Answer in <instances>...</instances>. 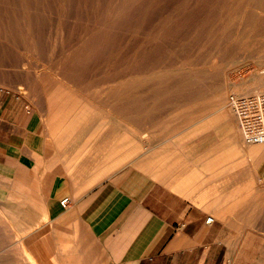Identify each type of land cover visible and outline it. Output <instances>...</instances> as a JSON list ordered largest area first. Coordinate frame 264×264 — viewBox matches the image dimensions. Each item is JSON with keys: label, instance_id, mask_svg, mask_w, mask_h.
<instances>
[{"label": "bare ground", "instance_id": "bare-ground-1", "mask_svg": "<svg viewBox=\"0 0 264 264\" xmlns=\"http://www.w3.org/2000/svg\"><path fill=\"white\" fill-rule=\"evenodd\" d=\"M2 3L7 4V7L10 6L8 8L5 7L7 11L4 12L5 15L3 14V17L7 22L10 20L9 16L14 17L13 21H16L18 24L20 31L19 34L21 33L22 35L20 36L27 39L28 43L24 42V44H28L32 49V52H40L41 55L42 53H44L43 55L46 54L49 57L48 60L50 61H54V57L56 56L54 55V52L55 49L58 48V46H56L58 42L56 40L57 37L52 39L53 37H51L50 34L54 33L51 31V29H55L51 28L54 26L53 22L56 23L55 25L57 26V29L54 31H59L57 34L59 44L61 46L59 47L62 49L63 54L60 56V54L58 55V53L55 52V54L58 56L56 57L57 59L55 58L57 63L55 62V64L51 65H54L55 67V65L58 64V66L55 68L51 67L54 70L46 68L44 70H40L38 69L40 68L39 66L36 68L38 70L33 69V63L36 60L30 57L32 54L31 53L29 58H24V60L26 62L30 61L29 63H31L30 66L32 65V67H29L32 68V70L29 69L25 72L24 76H22L23 79L21 85H24V90L20 87H17V90H19V96H22L24 99L25 97H28V95L35 97L37 94L42 96V99L45 98L47 104V107L45 108L48 110V115L45 117L46 120L48 118L46 122L49 123L47 125H50L49 130H51L49 131V134L48 131H46V133L49 135L48 138H51V141H56L57 149L58 147L60 149V143L64 138H66V140L69 138L70 128L72 130L84 126L83 124H85L87 114L89 113L103 114V118H100L102 121L98 126L99 129H96V131L93 132V134L96 132L94 136L97 134L99 135L102 127H105L107 124L109 125V123L118 124L124 128L126 135L123 131L125 136L123 137V134L121 136L124 138H122L124 140V144L123 146H119L117 144L116 147H113L115 153H112V156L110 157L111 162L109 161V165H105L106 167L102 168L103 162L105 161L102 162L101 160V168L98 167L99 165L95 166L99 168V170L97 169V177L95 176L98 180L100 177L110 174L111 172H115L118 169L122 170V168L126 166L139 169L141 172H144L148 178H150V180H165V178L168 177V174L165 172H160L158 165L159 152L157 153L156 148L154 149L153 147V134L151 135V138H147L145 132H143L144 129L147 128L146 126L150 127L152 125L154 127L156 120L155 112L161 106V102L165 96H171L172 93L187 96V93L189 95V92L192 91V81L194 79L200 82L206 77H209L210 79H214L216 76L219 77L221 84L219 83L220 87L217 85L218 88L216 89L215 93L216 104L213 103L217 107L216 112L213 111L208 113V111H212V109H214L212 106L211 110H209V108L206 110L207 112L204 113L205 115L203 114L204 117L202 116V118H200L197 116L199 119L196 117L198 119L196 121H200L202 123L204 122L205 125L209 124L216 127V130H221L217 131L221 134H223L222 129L226 128L227 137L231 142L223 152L227 151V154H230L232 159L230 161L229 158H224L220 161V165L222 166L229 162H233L234 168L239 169L241 172H245L244 170L247 168L258 181H255L258 185L251 189V192L249 191L250 189L248 190L250 192H248L250 194L249 197V194L244 191L246 189L242 190L245 192V194H248L247 197H244V194H241L243 193L241 191L239 193L235 192L236 195H239H237L238 197L236 196L237 199L233 197L236 199L233 207H236L237 209L234 220L231 216L232 213L228 212L232 211V209H228L224 206L225 208L223 207V212L219 211V213L212 214L209 217L210 220L207 219V222L210 223L212 219L215 220L219 216L223 222L236 228L235 230L238 233V238L234 244H231L232 242L229 240L225 242L227 247H230L231 245L232 246L224 256V264H264V178L261 175V170L263 167L261 161L264 157V144H252L246 140L247 127L248 124H250L249 121L256 120L258 117H260V121L256 122L255 124L258 128L261 127L260 124H264V108L261 106V102L259 100L260 97L264 95V51H248L247 56H243L241 54L239 59L238 56L225 57L221 55V57H223L220 60H224L223 62H225L223 65L219 63L220 61H217L219 58L216 56H212L211 58L209 56L208 58L210 59L208 60L209 62H207V64L200 63L199 60L197 61V57L201 54L202 49H206L205 46L209 44L211 46L223 44L229 48H231V45H236V48L237 46L243 48L244 46L256 47L259 45L264 47V0H11V2L10 0H5L2 1ZM4 4L3 6H5ZM6 21L5 23H7ZM0 22H2V25L3 21ZM6 25L7 24H5V26ZM11 29L13 30V28ZM8 30L10 29L8 28ZM228 32H233V34L230 33V35H228ZM5 37H7V35ZM15 38L17 40L20 39L19 37V39L17 37ZM15 38L13 39V37H11V39H13L12 42L15 40ZM6 41L7 40H5V38L4 40L0 38L1 44L4 45ZM22 41H24V39ZM21 44L23 43L21 42ZM62 45L66 46H64L66 50L64 49L63 51ZM5 46L2 48L4 49ZM24 47L26 46L24 45ZM24 47L22 46V48ZM9 48H11L10 45ZM14 48L15 47H13V50ZM242 53L244 54V52ZM36 55L38 57V54H35V56ZM14 57L16 58L18 56L15 55ZM14 57L12 56V58ZM37 57L36 59L39 61V58ZM18 60H20V62ZM18 60L17 62L19 63L16 65L17 69L19 65L21 66L22 64V58H19ZM252 60H254L258 66H260V69L258 68L259 70L254 71L248 79L242 78L239 83L229 81L230 74L234 73L235 71L240 72L238 68L244 67ZM13 62L14 60L12 63ZM40 63H42V61H40ZM25 65L24 67L26 68L27 65ZM13 66L15 65L13 64ZM35 66L37 65L35 64ZM45 67H47V65ZM74 69H76V71H74ZM73 72L76 73L77 79L80 81L79 87H71L72 84L70 83V76L72 77ZM12 73L14 72L12 71ZM68 76V79H70L68 83L71 85L59 79L60 77H63L65 80V78ZM15 78H17V75ZM0 83L2 82L0 81ZM201 83L202 82H200V84ZM18 85H20V82ZM198 86L201 87V85ZM90 88L93 90L94 94L90 96H87L88 94L84 95L85 90H90ZM214 88H216V86ZM79 91H83L84 96L79 94L76 95V93L73 94L74 92ZM87 93L89 92L87 91ZM228 93H233V96H229L230 98H228ZM19 96L15 98V101L12 100L14 106L12 107L11 111H15L16 113V124H21L22 122L25 123L29 118L28 111L22 108L21 101H19L21 100ZM39 98L37 99L40 100ZM252 98L253 100H256L255 102L258 107L257 118H250L248 116V105L246 108H243L244 105L242 101L249 104L250 99ZM169 104L170 103L168 102V105ZM201 104L202 106L204 105L203 103ZM207 105H210L209 102ZM168 109L169 111L175 110L170 109V107ZM189 109L192 111L191 108ZM180 111L182 112V110ZM191 111L189 113H191ZM200 112V114L203 113L202 111ZM183 115H185V113ZM190 117L192 118V116ZM30 119L31 118H29V120ZM182 120L180 123H182ZM195 122L193 121V123ZM170 123L172 124V122ZM183 124H185V122ZM190 124H192V122ZM167 125L165 126L167 127ZM188 125H186V127H189ZM165 126L163 128H165ZM45 127L46 125L42 129L43 131L44 129L46 130L47 127ZM219 127L221 129H218ZM157 129L158 126L156 130ZM120 131L121 130H119V132ZM153 131H155V129L150 132ZM47 134L44 135L46 136ZM170 135L171 134L168 136ZM93 138L94 137L92 136L91 139L89 138V140L91 141ZM114 141L115 140H113L112 143ZM171 141L172 140L168 142ZM118 142L120 143V141ZM109 147L111 148V146ZM106 156H108V153ZM95 167L93 166V168ZM58 174L60 173L58 172ZM49 176H51V178L53 177L52 175ZM108 177L111 178L109 175ZM190 177L191 175L188 178H193ZM47 179L49 180V178ZM106 179L109 180L108 178ZM100 182L102 183V181ZM184 182L186 181H182V184ZM247 182L245 185H247L249 182L254 183L253 180L249 181L248 183ZM87 183H85V185ZM157 183L160 185L159 182ZM176 183L175 185H177ZM91 184L94 183L91 182ZM167 185H169V183L166 184L165 187ZM88 186H90L89 183ZM173 188L176 189L175 186ZM243 188L247 187H244L243 185ZM234 189H236V187H234ZM80 191H76L78 192L76 195H79ZM215 194L212 195L216 196ZM204 195L201 196L204 198ZM202 197L201 199H203ZM234 199H232L231 202ZM227 200H230V198H227ZM248 200L250 203L249 207H247L248 205L246 206ZM9 207L11 206L9 205ZM29 246L32 247L31 244ZM18 252L21 253L23 251ZM21 255L20 256L23 259L22 264H39V260L37 259L39 257L36 258V256L41 255H36V253H23Z\"/></svg>", "mask_w": 264, "mask_h": 264}, {"label": "crops", "instance_id": "crops-1", "mask_svg": "<svg viewBox=\"0 0 264 264\" xmlns=\"http://www.w3.org/2000/svg\"><path fill=\"white\" fill-rule=\"evenodd\" d=\"M7 104L10 103H0V167H7L15 182L25 186L26 193L41 195L45 220L55 227L52 231L55 242L58 249L65 252L67 264L220 263L222 242L229 240L227 229L230 226L219 216L210 223L207 219L226 205L235 204V199L231 202L232 198L227 200V197L239 191L242 172L234 166L226 170L220 165L223 154L222 147L218 146L222 145L204 144L218 142L220 139L213 138L217 137L215 134L178 139L184 140L183 145L160 146L158 165L161 173L168 174V177L164 175L165 180H150L144 172L127 166L98 180V170L93 168L92 160L79 170H71L65 163L72 157L62 158L60 153V157H56L51 140L41 137L42 128L35 129L31 135L22 133L15 116L11 115L13 103ZM30 118L24 123V129L32 122ZM208 125L199 123V127L191 125L185 129L216 130ZM193 140L200 141L201 145L187 143ZM66 145L67 142L63 149ZM261 163L264 178V157ZM190 175L192 179L188 178ZM75 178L85 180L78 184ZM182 181L186 182L182 184ZM76 191L80 194L76 195ZM65 199L68 203L63 207L60 203Z\"/></svg>", "mask_w": 264, "mask_h": 264}, {"label": "rangeland", "instance_id": "rangeland-1", "mask_svg": "<svg viewBox=\"0 0 264 264\" xmlns=\"http://www.w3.org/2000/svg\"><path fill=\"white\" fill-rule=\"evenodd\" d=\"M0 1H1L0 2V6H1L0 7V21H3V24L2 25H1L2 22H0V36H1L0 38L2 40H4V38H5V40H7L8 42L10 41L9 42L10 44L7 41L5 42L6 46L8 45L7 47L5 46V44L3 45V44L0 43V45H2V46H0L1 47L0 48V81L2 82V83H0V90H1L0 91V103L1 102H4V103L5 102H8V103L12 104L13 103L12 100L15 101V98H17L20 95L18 93L19 90H17V87H20L22 89L24 88V85H21L22 84V79H23L22 76H24L25 72L28 71L29 69L32 70V68H30V67H32V65L30 66V64H31V63H29L30 61L29 62H26L24 60V58H29L30 54L32 53L30 57H32L33 59L36 60L33 63V69H36L39 66L40 68H38V69H40V70H44L45 68L46 69H50V70H54V69H52L54 67V65H51V64H55V62L57 63V60H55V58L58 57V56H57V54H55V52L58 53V55L60 54V56H62L63 52H62V49H60L61 46L59 44L58 35H57L59 33V31L58 32H55L54 31L55 29H57V26L55 25L56 24L55 22H53V25L54 26L52 25L53 27H51V28H55V29H51V31L54 32V33H50L51 34V37H53L52 39H54V38L57 37L56 40L58 41L57 42V45H56V46H58V48L56 47L57 49H55V52H54V55H56L54 57V61L53 60H51V61L48 60L49 57L46 54L45 55L47 57L45 55H43L44 53H42V55H41L40 52H36V53L35 52H32L31 51L32 49L29 47V45L28 44H24V42H27V39L26 38H22L21 37L22 36L21 33L19 34L20 31H19V28H18V24L16 23V21H13V18L14 17H10L9 16V19L10 20H8V22L3 17L4 12L7 11V9H5V7L8 8L10 6L7 7V4L2 3V1H5V0H0ZM10 2H11V0H10ZM3 4L5 6H3ZM5 21L7 23H5ZM5 24H7L6 25L7 27L5 26ZM1 27H3V28L6 27V28L3 29ZM10 27L13 28V30ZM8 28L10 30H8ZM11 31L13 32V34H12ZM15 32H17V33H15ZM44 33H47V32H44ZM230 33L233 34V32H228L227 34L230 35ZM14 34H15V37H17V38L19 37L21 40L19 38H18L19 40H17L14 37ZM6 35H7V37L9 35V37L8 38L5 37ZM11 37H13V39L15 38V40L13 42H12L13 39H11ZM23 39H24V41H22ZM19 41H21L23 44H21V42H19ZM16 44H18V45H16ZM9 45H10L11 48H9ZM24 45L26 47H24ZM4 46H5V48L3 49L2 47H4ZM12 46L15 47L14 50H13V47ZM22 46L24 48H22ZM64 46L65 45H62L63 51H64V49L66 50V48H65L66 46L65 47ZM205 47H206V49L203 47L204 49H202L201 54L198 55V57H197V61L199 60V62L200 63H203V64H207V62H209L208 60L212 56L218 57L219 59L217 61L218 62L220 61L219 63H221L223 65V64H225V62H223L224 60H220L223 56H225V57L226 56L227 57L228 56H238V59H239V56L241 57V54L243 56H247L248 51H250V52H253V50L254 51H257V50H263L264 51V49H263L264 47L263 46H260V45L259 46H256V47L255 46L254 47L244 46L245 48L244 47L242 48V47L237 46L238 49L236 48V45H231L230 46L232 48L231 49L228 46H225L223 44L215 45V46L214 45L211 46L209 44V45H206ZM260 47H261V49H260ZM21 48H22V50L20 51ZM225 48H226V51H225ZM239 48H241V49H239ZM16 49L19 50V51H17ZM27 49H29V50H27ZM23 50H24L25 53L23 52ZM59 50H61V51H59ZM208 50H210L211 52L208 51ZM232 50L234 51V53L236 55L233 53ZM245 50H246V53H245ZM15 51L17 52V54H16ZM205 51H206V54H205ZM22 52H23V54H22ZM242 52H244V54ZM34 53L35 54H38V57H37V55L35 56ZM202 54H203V56H202ZM15 55H17L18 57L15 58L14 57ZM221 55H223V56L221 57ZM12 56L14 58H12ZM209 56H210V58H208ZM36 57L39 58V61H38V59H36ZM19 58L20 59L22 58V61H21L22 64L20 63L21 66L19 65V67H18L19 70H18L16 65H18V63L20 62V60H18ZM46 58H47L48 62L50 61L49 63L47 62ZM13 60H14V62L12 63ZM17 60L19 62H17ZM236 60H237V58H236ZM40 61H42L43 65H42V63H40ZM13 64L15 66H13ZM35 64L37 66H35ZM24 65L26 66V68L24 67ZM46 65H47V67H45ZM56 66H58V64H56L55 67ZM61 66H62V64H61ZM259 67L260 66H258L257 63L254 60H252V61L248 62V64L245 65L244 67H241L242 69L241 68H238V70L240 72L235 71L234 73L230 74L229 75V77H230L229 81L230 82L232 81L234 83H239L242 80V78L243 79H248L252 75V73L254 71L260 69ZM12 68H13V70H12ZM38 69H36V70H38ZM12 71L14 73H12ZM74 71H76V69H74ZM20 72H22V73H20ZM74 74L76 75V73L73 72L72 77L70 76V79L71 80L68 79L69 76L66 77L67 79L65 78V80L63 79V77H60L59 79H61L63 82H66L69 85L72 84L71 87H73V88H75L76 86L79 87L80 81L77 79V75L75 76ZM16 75H17V78H15ZM13 76H15V77H13ZM73 76H74V78H73ZM1 77H3V78H1ZM11 77H13V78H11ZM8 78H9V80H8ZM206 78H207V80H206ZM206 78H203V81L202 80L200 81V82H202L201 84H200V82L198 80H195L194 79L192 81L193 82L192 83V91L194 93L192 91H191L192 93L189 92V95L190 96L188 95V93H187V96L186 95L185 96L184 95H178L177 93H172L171 96H165L163 98V100L161 102V106L159 107L160 109L158 108L157 111L155 112V119L156 120H155L154 127L152 125L150 127L149 126H146L148 129L145 128L146 130L144 129V131H143V132H145V135H146L147 138H151V135L153 134L152 136L154 138H152V143H153L154 149L156 148L157 153L159 152L160 145L161 146H165L166 145V147H168L170 143L171 144L173 143V145H179V144L180 145H183V144H185V142H184V140L183 141H179V140H181L180 138L187 137V139H192V138L193 139H196V138H200L201 134L205 135L207 133V134H215L217 137H214L213 136V138H218L220 140L218 142L216 140L215 141L213 140V141L205 142L204 144H208L210 146V145H214V144L216 145V143H218L219 145H222V146H218V147H222L221 152L223 154V159L224 158L225 159L226 158H229L230 161H231L232 158L230 157V154H227V151L226 152H223L226 149V147H228V144H230V142H231L230 139L227 137L226 128L222 129L223 130V134L217 132V131H221V130H213L212 128H210V129H204V130H196V129H194V130H187V129H185L186 125H188V124H189L188 125L189 127L191 125H193L194 127L195 126L199 127L198 126L199 123H202V122L196 121V120L199 119L197 116H199L200 118H202L203 114L207 112L206 110H208L209 108H210L209 110H211L212 106H213L214 109H212V111H208V113L209 112H213V111L216 112L217 107L214 105V104H216V98H215L216 96H215V93H216V89L218 87H220L221 80L217 76L214 77V79H212V78L210 79L209 77H206ZM4 79H5V81H4ZM6 79H7V82H6ZM69 80L71 81L70 82L71 84L68 83ZM77 81H79V82H77ZM196 81H198V82H196ZM19 82H20V85H18ZM15 83H16L17 86L15 85ZM1 85H3V86L5 85V86L3 87ZM198 85H201V87L198 86ZM213 85H215L216 88H214L215 86H213ZM217 85H218V87H217ZM22 89H21V91H22ZM8 90H10V91H8ZM87 91L89 93H87ZM75 93H76V95L77 94L83 95L84 92L83 91H79V92H74L73 94H75ZM28 94H29V92H28ZM93 94L94 93H93V90L91 88H90V90H88V89L85 90V93H84V95H87V96H90V95H93ZM172 95H173L174 98L172 97ZM229 96L232 97L233 96V93H228V96L227 97L230 98ZM21 97L19 96V98L21 99L19 101H21L22 108L25 109L26 111H28L29 118L32 117V122H30V124H28V127H26L27 129H24L25 125H24L23 122L21 124H17L18 127H19V129H22L23 128L21 130V132L22 133H25V134H28V135H31V133H35L34 132L35 129H37V128H39V129L42 128L43 129L44 126L46 125V127L48 128V130L45 127L46 128V130L44 129L45 132L43 130L41 131L43 133L42 134V137L45 136L44 134H47L46 131H48V134H49V131H51V130H49V128H50L49 126L50 125H47L49 123L46 122L48 120V118L46 120V117H45L46 115H48V113H47L48 110H47V108H45V107H47L45 98L42 99V96H39V94L35 95L36 98L35 97H31L30 95H28V97H25V99L23 97L22 98ZM37 98H39L40 100H38ZM26 99H27L28 102L26 101ZM29 100L30 101L32 100L33 103L36 102V101L37 102L33 104L32 101L30 102ZM41 100H43V101H41ZM259 100L261 102V106L264 108V95L262 97H260ZM165 101H166V103H165ZM171 101H173V102H171ZM252 101L253 102H250V103L255 104L254 105L255 107L249 106V110H248L249 114H248V116L250 118H257V110H258V107H257L256 102H255L256 100H252ZM168 102L170 103L169 105H168ZM208 102H209L210 105H207ZM40 103L42 104V106H41ZM196 103H197V105H196ZM201 103H203L204 105L202 106ZM10 104H7V106H9ZM180 104H181V106H180ZM13 106H14V103H13ZM179 106H180V109H179ZM169 107H170V109H175V110H170L169 111V109H168ZM195 107H196L197 111H196ZM189 108H191L192 111ZM164 109H165V111H164ZM166 109H167V112H166ZM180 110H182V112ZM190 111H191V113H189ZM193 111H194V113H193ZM200 111H202L203 113L200 114L201 113ZM12 112H13V114L11 113V115H14L15 116V114H16L15 111H12ZM179 112H181V113H179ZM184 113H185V115H183ZM168 114H172V115H168ZM179 114L182 115V116H180ZM194 114H195V116H194ZM159 115H160V117H159ZM190 116H192V118ZM100 118L101 119L103 118V114H100V113H98V114H96V113H89V114H87V118H86L85 124H83L84 126H81L79 128H75V129H72V130L70 128V136H69V138L67 140H66V138H64L62 140V142L60 143V146H61L60 149L58 147L59 150L57 149V143H56V141H50V144L53 143L52 148H53V151H54V154H55L56 157H58V156L60 157V155L58 153L61 154V157L62 158H64V157H72L70 159V161H68V162L65 163V165L66 166L68 165V167L71 170H74V169L79 170V169L83 168L84 166H87L88 163H89L88 162L89 160H92L91 163L93 164V166L99 165L98 167H100V164H102L101 163V160H102V162L105 161V162H103V165H102V168H105L106 167L105 165H109V163L111 162L110 157L112 156V153H115L113 147H116L117 144L119 146L120 145L123 146V144H124V140H123L124 138L123 137L126 135V133L124 131V128L122 126L118 125V124L109 123V125L107 124L108 126L105 125V127L104 126L102 127V129L100 130L99 135L97 134V135L94 136V134H96V132L94 134H93V132L96 131V129H99L98 126H99V124L102 121ZM169 119H170V121H169ZM182 119H184V120H182ZM181 120H182V123H180ZM98 121H99V123H98ZM193 121L194 122L196 121V122L193 123ZM163 122H164V124H163ZM166 122L168 123V125H167ZM170 122H172V124ZM173 122H175V123H173ZM184 122H185V124H183ZM186 122H187V124H186ZM191 122H192V124H190ZM94 125H95V127H94ZM165 125H167V127ZM217 125H219V124H217ZM157 126H158V129L157 130H159V131L156 130ZM164 126H165V128H163ZM180 126H181V128H180ZM208 126L209 127H213L212 125H208ZM168 127H169V129H168ZM92 128H93V130H92ZM117 128H118V130H117ZM153 128L155 129V131L150 132V131L154 130ZM119 130H121V131L119 132ZM163 130H165V131H163ZM166 130H167V133H166ZM123 131H124L125 135H124ZM159 132L160 133L162 132V133L160 134ZM173 132H174V134H173ZM155 133H157V134H155ZM90 134H92V135H90ZM122 134H123V137H121ZM169 134H171L173 136L170 135L171 136L170 137V136H168ZM179 134H180V136H179ZM47 135L44 138L46 140H51V138H48L49 135L48 136ZM160 135H162V136H160ZM182 135H185V136H182ZM92 136L94 138L90 141L89 138L91 139ZM87 137H88V139H87ZM120 138L121 139L123 138V139L121 140ZM166 138H168V139H166ZM222 139H224V140H222ZM113 140H115L113 142L114 144L112 143ZM170 140H172V141L171 142H168ZM116 141H117V143H116ZM118 141H120V143ZM66 142H67L66 148L63 149L64 148V145L66 144ZM187 143L188 144H193V145L194 144L201 145V142L200 141H194V140L191 141V142L188 141ZM109 146H111V148ZM54 147H56V148H54ZM107 153H108V156H106ZM232 166H233V162H229L226 165H224V168L226 170H228L229 168H232ZM98 167H95V168H97L99 170ZM244 171L245 172H242L241 185H240V187H242V188H240L239 191H236V193L237 192L239 193L241 191V192H243L241 194H244L243 196L244 197H247V195L251 192V189L255 188L258 185L257 184L258 181L255 179L254 175L247 168ZM75 179H76L77 183H79V181H81L79 178H75ZM251 180H253L254 183L253 182L250 183L249 181H251ZM255 181H257V182H255ZM246 182L249 184V186H248V184L245 185ZM243 185H244V187L246 186L247 188H243ZM25 189L26 188H25L24 185H21V184L15 182L14 178L12 177V175H11V173L8 170L7 167L5 169H3L2 167H0V264H11V263L12 264H16V263L17 264H22L23 259L21 257L22 256L21 254H23V253H26V254L36 253V255H41V256H36V258L39 257L37 259L39 260L38 263L40 262V264H64V263L67 264V262L69 260L67 259V257L66 258L64 257L63 254L65 252L63 250L58 249V247L56 245L57 243L55 242V234L52 232V231L55 230V227H53L51 224L48 223L47 220H45L44 214L42 212L43 211L42 209H43L44 206H43V203L40 201L41 198H42L41 195L40 194H33L31 192L26 193ZM242 189L243 190L246 189L244 191L247 192V193L249 191L250 192L248 194H245V192ZM236 193L234 195L235 197L233 195L231 196L232 199L236 198V196L239 195V194L236 195ZM249 196H250V194L248 195V197ZM231 197L229 196L227 198H231ZM9 205L11 207H9ZM233 206L234 205H231V204L230 205H226V208L232 209V211H228V210L227 211L229 213H232L231 216H232V219L234 220L237 209H236V207H233ZM246 206L247 207L250 206L249 200L246 203ZM235 229L236 228H234L232 226L230 228L228 227V229H227V237H229V241L232 242L231 244H234V242L238 238V233H237V231ZM30 244L32 245V247L29 246ZM231 246L230 247H227V244L224 241L222 242L223 253H222V256H220V259H218L219 262H220L219 264H224L225 263L224 262L225 261V259H224L225 253H227V251L230 250ZM18 251H23V252L19 253ZM33 251H36V252H33ZM16 255H17V257H16ZM8 262H10V263H8Z\"/></svg>", "mask_w": 264, "mask_h": 264}, {"label": "built area", "instance_id": "built-area-1", "mask_svg": "<svg viewBox=\"0 0 264 264\" xmlns=\"http://www.w3.org/2000/svg\"><path fill=\"white\" fill-rule=\"evenodd\" d=\"M252 100L253 99H250V102H253ZM242 102H243V105H244L243 108H246L247 105L255 107L254 106L255 104H252V103L248 104V103H246L244 101H242ZM258 116H262V115H258ZM258 121H260V117H258V119H256V120L249 121L250 124H248L247 135H246V140L249 143H252V144H264V124H260L261 127L258 128L257 125L255 124ZM67 203H68V200L65 199V200L61 201L60 204L63 207H65L67 205ZM208 220H210V218H208Z\"/></svg>", "mask_w": 264, "mask_h": 264}]
</instances>
